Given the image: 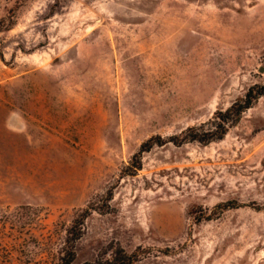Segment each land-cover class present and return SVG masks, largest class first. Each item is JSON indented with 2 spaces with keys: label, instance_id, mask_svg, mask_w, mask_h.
Masks as SVG:
<instances>
[{
  "label": "rangeland",
  "instance_id": "1",
  "mask_svg": "<svg viewBox=\"0 0 264 264\" xmlns=\"http://www.w3.org/2000/svg\"><path fill=\"white\" fill-rule=\"evenodd\" d=\"M264 0H0V264H264Z\"/></svg>",
  "mask_w": 264,
  "mask_h": 264
},
{
  "label": "trees",
  "instance_id": "2",
  "mask_svg": "<svg viewBox=\"0 0 264 264\" xmlns=\"http://www.w3.org/2000/svg\"><path fill=\"white\" fill-rule=\"evenodd\" d=\"M264 95V84L254 85L250 87L244 100L234 102L225 110L216 111L215 116L211 120L215 127L208 131H201L197 134H191L196 128L191 127L184 133L181 142L184 143L189 139L199 140L203 142L221 139L228 131L230 124L236 123L241 119L244 111L252 107L254 102ZM84 228L83 218L76 219L72 227L68 231L65 245L59 256V264H73L76 259V242L82 237ZM82 264H139L132 254H129L122 247H117L111 252L103 254L94 261H87Z\"/></svg>",
  "mask_w": 264,
  "mask_h": 264
}]
</instances>
